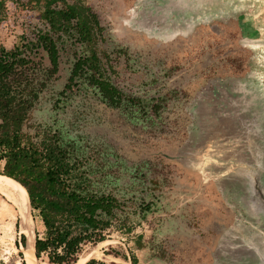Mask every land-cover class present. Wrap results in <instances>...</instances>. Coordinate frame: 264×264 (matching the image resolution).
<instances>
[{"label":"flooded vegetation","instance_id":"af4514ba","mask_svg":"<svg viewBox=\"0 0 264 264\" xmlns=\"http://www.w3.org/2000/svg\"><path fill=\"white\" fill-rule=\"evenodd\" d=\"M136 2L113 1L114 9L109 10L108 15L109 30L118 43L120 40L132 47L133 43L141 52L146 49V54L152 55L156 61L152 64L154 67H150L148 61H140L134 54L131 63H142L143 71L132 70L134 75L130 71L140 81L135 80L126 91L117 83L118 67L114 65L112 53L104 49L106 28L101 16L83 0H67L68 4L89 8L97 17L102 31L92 47L102 68L100 80L117 91V102L115 106L110 105L106 92L91 84V70L83 68L81 76L73 77L77 62L91 54L73 36L61 35L58 41L54 38L56 72L49 78L35 114L46 109L49 115L39 121L53 124L70 138L81 139L82 154L87 160L85 165L94 171L88 177L101 192L117 199V221L106 235L115 229L132 232L134 218L137 217L139 223L157 211L156 193L171 192L180 184L182 193L189 198L188 203L179 208L176 216L166 223V228L160 229L158 237L138 240L135 245L158 264H214L213 252L221 234L233 222L234 214L225 205L213 181L205 182L201 173L184 168L174 160L175 154L171 158V153H176L188 136L190 117L185 111L186 106L210 80L243 78L249 73L252 51L241 44L243 30L234 20L198 25L190 32L178 33L170 41L149 37L127 23ZM37 22L34 38L37 30L47 29ZM121 54L118 49L117 61ZM34 60L41 62L43 68L51 67L42 48L38 49ZM168 90H174L170 99L162 97ZM144 95H149L148 102H144ZM75 101L77 106L70 108ZM68 107L73 109L72 114L64 116ZM110 115L114 124H119L122 116L123 121L130 124L139 121L147 126L140 128L137 124L132 127L129 133L137 142L128 141V145L119 138L118 130L110 126ZM119 187L124 192L119 190L123 194L121 198L115 193ZM119 258L127 264L139 263L138 257L132 253L128 256L119 254ZM91 260L95 264H107Z\"/></svg>","mask_w":264,"mask_h":264},{"label":"trees","instance_id":"16d2710c","mask_svg":"<svg viewBox=\"0 0 264 264\" xmlns=\"http://www.w3.org/2000/svg\"><path fill=\"white\" fill-rule=\"evenodd\" d=\"M28 4L36 6L34 19L47 29L37 30L34 39L23 38L9 49L0 45V174L24 188L32 219L42 224L41 234L34 232L36 258L48 264H76L83 246L105 241V233L117 221L119 203L88 177L94 171L85 165L80 138H70L53 124L33 119L40 96L56 72L54 38L73 36L91 54L77 62L73 77L81 76L83 68L91 70V84L106 92L112 106L117 91L100 80L102 68L92 46L102 29L89 8L67 0H28ZM4 11V1H0V25ZM39 48L46 53L50 68L34 60ZM3 199L8 204L0 203V220L9 207L18 213L0 194ZM20 239L25 247L26 236L21 234Z\"/></svg>","mask_w":264,"mask_h":264},{"label":"water","instance_id":"95a60500","mask_svg":"<svg viewBox=\"0 0 264 264\" xmlns=\"http://www.w3.org/2000/svg\"><path fill=\"white\" fill-rule=\"evenodd\" d=\"M130 15L131 28L162 41L214 21L240 24L251 71L210 80L195 95L186 109L188 136L174 160L213 180L235 213L214 264H264V0H137ZM28 206L31 215L29 200ZM32 245L41 264L34 238Z\"/></svg>","mask_w":264,"mask_h":264},{"label":"rangeland","instance_id":"374dc122","mask_svg":"<svg viewBox=\"0 0 264 264\" xmlns=\"http://www.w3.org/2000/svg\"><path fill=\"white\" fill-rule=\"evenodd\" d=\"M4 1L5 4V20L3 24L0 25V45L4 46L6 49L11 48L14 44L19 43L23 38L24 39H33L35 34V27L38 26V22L34 19L36 15L37 8L34 4H28V0H0ZM88 4H91L93 9L99 14L102 18V23L106 28V46L104 49L107 52L112 53V59L115 60L114 65L118 67V79L117 83L125 88L128 91L134 84L136 80L135 77L132 76L131 72L134 75V72L143 71L142 63H131L130 59H133V55L135 54L140 58V61L147 62L150 64V67H154L152 64L156 61H153L152 55L146 54V49L141 52L140 49L137 50V46L135 44L133 47L129 44H125V42H121L118 40L112 32L109 30V10L113 8V1L109 2L108 0H83ZM111 3V4H110ZM110 17V16H109ZM110 32V33H109ZM110 34V36H109ZM113 35V39L111 37ZM122 47V48H121ZM136 48L133 50V48ZM121 51L123 54L120 56V60H116V53L117 51ZM145 56V58H144ZM122 68V69H121ZM128 68V69H127ZM133 70V71H132ZM131 71V72H130ZM147 73V69L144 70ZM140 81V80H136ZM144 82V80H141ZM174 90L166 91L162 94V97H170L173 94ZM199 92V91H198ZM151 95V92H150ZM144 102H148L149 95H144ZM147 97V98H146ZM72 107H76V101L72 103ZM189 106V105H188ZM185 108V111L187 107ZM67 108L64 111V116L72 114L71 112L73 109ZM46 109H42L41 113H37L34 115V120L39 121L41 117H47L49 115ZM62 115V117H63ZM122 120L119 121V124H114L111 122L113 117L110 115L108 119H110V126L114 127V129L118 130L119 138L125 140L129 145L128 141H132L133 143L137 142L129 131L137 126L142 128L146 127L147 124L141 123L136 121L135 125L130 124L128 121H123L124 117H120ZM138 141H141V137H138ZM137 153V152H136ZM134 154V153H133ZM138 154V153H137ZM176 154L175 151L171 153V158L173 155ZM139 155V154H138ZM136 156V154H135ZM196 172V171H194ZM201 173V172H199ZM203 180L205 182L213 181L210 178H207L203 173ZM182 185L175 186L171 192H161L162 194L156 193L154 199H156L157 204L155 208L157 211L149 214L144 221L137 223V217L134 218L132 232H119V229L111 230L106 235V240L103 243L94 245V244H87L83 246L80 254L78 255V260L76 264H84L86 261L95 259L100 262H105L107 264H127L125 260H121L119 258V254L128 256L131 253L136 255L139 259L138 264H158L156 261L152 262L151 259L147 257V254L144 251L138 250L135 242L138 240L148 241L150 238L158 237L160 233V229L162 227L166 228V223H168L172 218H174L179 211L180 207H184L186 203H188L187 199L188 196L185 193H182ZM119 190L124 194L121 187L116 188L115 193L121 198L123 195L119 193ZM125 191V190H124ZM126 192V191H125ZM160 195V196H159ZM158 197V198H157ZM223 197V196H222ZM129 198V197H128ZM224 201V198H223ZM1 204H8L6 200H0ZM190 203V201H189ZM225 203V201H224ZM225 205L229 208V206L225 203ZM230 209V208H229ZM231 210V209H230ZM232 211V210H231ZM233 212V211H232ZM234 218H235V213ZM31 224L28 227V231L26 230V246L23 247L21 245L20 239V223L17 219V213L14 208L9 207L7 211L1 216L0 220V264H21L22 260L24 262V253L27 250V245L29 242L34 238V232L41 234L43 231L42 224L39 220H33L31 215ZM234 222V220H233ZM231 223V225L233 224ZM16 224L18 225V229L16 228ZM230 225V226H231ZM164 230V229H163ZM33 232V233H32ZM33 237V238H32ZM18 245V247H17ZM24 251V252H23ZM20 254H22L23 259L21 258ZM41 264H48L45 260H40Z\"/></svg>","mask_w":264,"mask_h":264},{"label":"bare ground","instance_id":"6f19581e","mask_svg":"<svg viewBox=\"0 0 264 264\" xmlns=\"http://www.w3.org/2000/svg\"><path fill=\"white\" fill-rule=\"evenodd\" d=\"M23 189V187L15 183L12 179L0 174V194L3 195L9 202H11L17 208V219L19 220L21 228L20 233L25 235L26 230L31 224V218L29 215V206L27 205L28 198H26ZM32 247L33 245L31 241V243L29 242V244L27 245V250L24 253L26 264H36L33 256Z\"/></svg>","mask_w":264,"mask_h":264}]
</instances>
